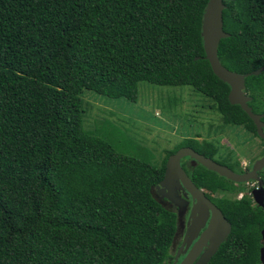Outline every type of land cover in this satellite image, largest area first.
I'll use <instances>...</instances> for the list:
<instances>
[{"label":"trees","instance_id":"1","mask_svg":"<svg viewBox=\"0 0 264 264\" xmlns=\"http://www.w3.org/2000/svg\"><path fill=\"white\" fill-rule=\"evenodd\" d=\"M207 2L0 0V264H166L176 215L152 190L168 157L189 146L241 173L208 140L185 139L155 166L117 153L98 128L108 120L84 125V92L134 103L148 83L187 86L223 126L259 138L204 58ZM222 2L220 63L238 74L264 68V0ZM244 93L264 122V70ZM187 175L231 225L207 264H262L264 212L246 184L199 164ZM259 177L264 187V169Z\"/></svg>","mask_w":264,"mask_h":264},{"label":"rangeland","instance_id":"2","mask_svg":"<svg viewBox=\"0 0 264 264\" xmlns=\"http://www.w3.org/2000/svg\"><path fill=\"white\" fill-rule=\"evenodd\" d=\"M83 104L87 128L93 129L95 121L100 124L108 120L98 128L117 153L155 166L166 151L174 150L185 139L213 142L222 156L231 154L241 168L252 165L264 154V142L242 129L223 126L211 109L210 100L187 86L140 83L134 103L86 91ZM255 186L250 182L245 187L251 191Z\"/></svg>","mask_w":264,"mask_h":264},{"label":"water","instance_id":"3","mask_svg":"<svg viewBox=\"0 0 264 264\" xmlns=\"http://www.w3.org/2000/svg\"><path fill=\"white\" fill-rule=\"evenodd\" d=\"M224 8L222 0H208L207 2L201 23L204 58L208 61L214 76L229 86L228 102L231 105H238L248 115L256 127L258 137L264 140V122L261 121L263 115L252 112L248 106L252 98L244 93L246 78L260 75L264 68L246 74H238L222 66L217 55L218 46L222 39L229 37V34L223 31L222 12ZM183 158H190L194 163L201 165L208 171L236 184L249 181L256 182L257 187L251 191V196L254 203L264 212V187L263 181L259 177V172L264 169V154L253 163L249 171L243 173H236L190 148H180L168 157L163 178L156 186L157 190L159 192L167 191L165 195L161 194L179 209L181 206L178 193L175 190L176 187L184 189L193 202L190 215L193 226L186 233V236L191 235V240L188 242L183 253L184 258L179 264H207L229 235L231 225L220 209L211 203L203 191L198 189L187 176L180 164ZM192 232L194 233L192 234ZM193 241L195 242L192 245ZM206 241H209L208 249L200 255L202 246L206 245ZM261 242L264 243V227L261 230ZM190 246L191 248L187 252ZM178 257H180V253L177 254L176 260ZM260 261L264 264V246L260 250Z\"/></svg>","mask_w":264,"mask_h":264},{"label":"flooded vegetation","instance_id":"4","mask_svg":"<svg viewBox=\"0 0 264 264\" xmlns=\"http://www.w3.org/2000/svg\"><path fill=\"white\" fill-rule=\"evenodd\" d=\"M180 148H190L194 151V149L189 147V146L180 147ZM180 164H181L182 169L186 172V174L189 173V170L191 168H195L197 165L190 158L181 159ZM239 164H240V162H239ZM252 165L241 168L240 169L241 173L249 171L251 169ZM249 182L243 183V184H248ZM175 190L177 191L178 197L180 199V201H179L180 206H181L180 209L177 206H175L174 204H172L170 201L166 200L165 197L161 194V193H163L165 195L167 193V191L159 192V190H157L156 186L152 190L154 198L161 205H163L165 208L173 211L176 215V232H175V236L173 239V244L171 246V251L174 253L171 254L172 257L170 260H168L166 262V264H179L181 262V260L184 258L183 253L188 246V242L191 240V235L186 236V233L193 226V220L190 217L193 202L190 199V196L188 195V193L184 189H179L176 187ZM221 196H222V194H218V197H221ZM215 198H216V196L213 195V199H215ZM208 200L215 205V203L212 200H210V199H208ZM185 204H187V205H185ZM193 233L194 232H192V234ZM194 242L195 241H193L192 245L194 244ZM208 246H209V241H206V245L202 246V250H201L200 255L205 253L206 249H208ZM190 248H191V246L188 248L187 252L190 250ZM178 253H180V257H178L176 260Z\"/></svg>","mask_w":264,"mask_h":264},{"label":"clouds","instance_id":"5","mask_svg":"<svg viewBox=\"0 0 264 264\" xmlns=\"http://www.w3.org/2000/svg\"><path fill=\"white\" fill-rule=\"evenodd\" d=\"M251 183H255L256 184V186L253 188V189H255L256 187H257V183L256 182H254V181H250ZM249 182V183H250ZM253 189H251V191L253 190ZM201 190V189H200ZM251 191H250V195H251ZM254 202V201H253ZM264 246V245H263ZM170 252H171V250H170Z\"/></svg>","mask_w":264,"mask_h":264}]
</instances>
